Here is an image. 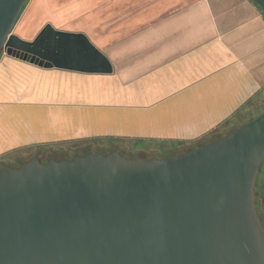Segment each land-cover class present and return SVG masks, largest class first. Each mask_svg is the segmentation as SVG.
Segmentation results:
<instances>
[{"label":"water","instance_id":"water-1","mask_svg":"<svg viewBox=\"0 0 264 264\" xmlns=\"http://www.w3.org/2000/svg\"><path fill=\"white\" fill-rule=\"evenodd\" d=\"M25 1L0 0V54L112 72L83 33L46 24L31 41L12 34ZM252 1L264 12V0ZM263 160L264 113L171 157L113 151L0 168V264H264L254 208Z\"/></svg>","mask_w":264,"mask_h":264},{"label":"crops","instance_id":"crops-1","mask_svg":"<svg viewBox=\"0 0 264 264\" xmlns=\"http://www.w3.org/2000/svg\"><path fill=\"white\" fill-rule=\"evenodd\" d=\"M79 2L94 14L74 32L112 72L0 58V159L98 138L193 144L235 129L264 92V12L252 0ZM92 39H109L107 52Z\"/></svg>","mask_w":264,"mask_h":264},{"label":"rangeland","instance_id":"rangeland-1","mask_svg":"<svg viewBox=\"0 0 264 264\" xmlns=\"http://www.w3.org/2000/svg\"><path fill=\"white\" fill-rule=\"evenodd\" d=\"M33 2L34 12L32 6ZM93 12V7H88L86 4L80 3L79 0H26L24 8L17 18L11 32L18 37H28V41L33 40L37 33L46 24H50L52 27L60 31L74 32L79 29L81 24L87 22V17L94 14ZM33 13L34 31H31V28L28 29L27 25ZM92 42L101 45V42L95 39H92ZM102 42L103 43L100 47L107 52L110 40L108 39ZM6 56L5 53L1 52L0 58ZM244 113L246 116L245 119L240 121L239 125L238 122H236L234 124V126H237L236 128L247 123L248 120L256 118L264 113V92L246 106ZM215 136L223 135L217 132L211 137ZM192 147L193 144L186 145L181 143L131 140L123 138H98L88 141L61 142L14 151L0 159V168L13 166L20 160L27 162L33 157H36L39 162L46 163L48 160H51V158L58 161L62 159L70 160L75 155H87L90 153L109 154L113 151L117 152L123 158L132 159L141 157L146 159H161L184 154L193 150ZM258 186L260 188H258ZM254 208L258 218L260 215L264 216V160L260 163L255 178ZM260 224L264 228L261 221Z\"/></svg>","mask_w":264,"mask_h":264},{"label":"trees","instance_id":"trees-1","mask_svg":"<svg viewBox=\"0 0 264 264\" xmlns=\"http://www.w3.org/2000/svg\"><path fill=\"white\" fill-rule=\"evenodd\" d=\"M23 8H24V6L22 7V10H23ZM22 10H21V12H22ZM262 11V10H261ZM20 12V13H21ZM263 12V11H262ZM19 17V16H18ZM252 119H254V118H252ZM252 119H250V120H248L247 122H249V121H251ZM220 137H222V136H215V137H208V138H205V139H202V140H200V141H197L196 143H193V149H196V148H198L199 146H202V145H205V144H208V143H210V142H212V141H214V140H216V139H218V138H220ZM258 188H260L259 186H258ZM260 221H261V223L264 225V216L263 215H260Z\"/></svg>","mask_w":264,"mask_h":264},{"label":"flooded vegetation","instance_id":"flooded-vegetation-1","mask_svg":"<svg viewBox=\"0 0 264 264\" xmlns=\"http://www.w3.org/2000/svg\"><path fill=\"white\" fill-rule=\"evenodd\" d=\"M23 163H25V162H23V161L20 160V161L17 162V164H15L13 166H6V167H9V168H17V167H20Z\"/></svg>","mask_w":264,"mask_h":264},{"label":"snow or ice","instance_id":"snow-or-ice-1","mask_svg":"<svg viewBox=\"0 0 264 264\" xmlns=\"http://www.w3.org/2000/svg\"><path fill=\"white\" fill-rule=\"evenodd\" d=\"M66 55H68V56H72V55H74V53H72V52H67V53H65Z\"/></svg>","mask_w":264,"mask_h":264}]
</instances>
